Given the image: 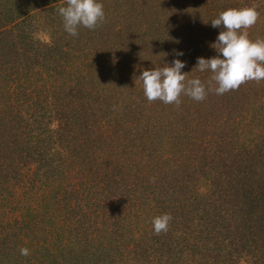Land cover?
Instances as JSON below:
<instances>
[{
	"label": "trees",
	"instance_id": "1",
	"mask_svg": "<svg viewBox=\"0 0 264 264\" xmlns=\"http://www.w3.org/2000/svg\"><path fill=\"white\" fill-rule=\"evenodd\" d=\"M254 1L99 0L73 37L65 0H0V264H264V80L176 106L137 78L207 87L211 19Z\"/></svg>",
	"mask_w": 264,
	"mask_h": 264
},
{
	"label": "clouds",
	"instance_id": "2",
	"mask_svg": "<svg viewBox=\"0 0 264 264\" xmlns=\"http://www.w3.org/2000/svg\"><path fill=\"white\" fill-rule=\"evenodd\" d=\"M65 4L57 11L62 17L64 30L73 37L79 35L80 27L94 30L105 20L104 5L99 0H65ZM257 9L255 4L230 7L211 19L212 27H222L216 41L211 44L218 54L207 59L198 57L195 66L201 73L211 72L207 87L200 78L189 79L187 73L181 71L185 62L173 59L170 65L145 69L137 77L142 82L147 100L179 106L182 94L200 102L206 99L208 91L214 90L217 95H223L238 90L248 81L264 80V38L253 40L248 32L259 19ZM177 55L183 53L177 52ZM213 82L216 85L214 89L211 87ZM151 179L154 182V178ZM171 220L170 213L153 217L154 234L166 233ZM19 251L23 256L30 255L26 247H21Z\"/></svg>",
	"mask_w": 264,
	"mask_h": 264
},
{
	"label": "rangeland",
	"instance_id": "3",
	"mask_svg": "<svg viewBox=\"0 0 264 264\" xmlns=\"http://www.w3.org/2000/svg\"><path fill=\"white\" fill-rule=\"evenodd\" d=\"M252 1H254V0H252ZM242 3V2H241ZM254 4L255 5H258V12H259V19H258V23L260 22V24H263L264 25V0H255L254 1ZM40 33V36L42 37V38H44V39H46V38H48L47 36V34L46 33H41V32H39Z\"/></svg>",
	"mask_w": 264,
	"mask_h": 264
}]
</instances>
